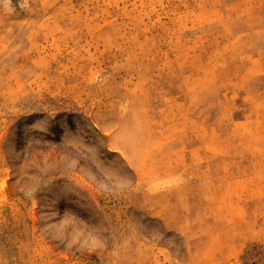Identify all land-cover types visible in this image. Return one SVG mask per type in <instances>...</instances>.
Listing matches in <instances>:
<instances>
[{"label": "rangeland", "instance_id": "obj_1", "mask_svg": "<svg viewBox=\"0 0 264 264\" xmlns=\"http://www.w3.org/2000/svg\"><path fill=\"white\" fill-rule=\"evenodd\" d=\"M0 264H264V0H0Z\"/></svg>", "mask_w": 264, "mask_h": 264}]
</instances>
